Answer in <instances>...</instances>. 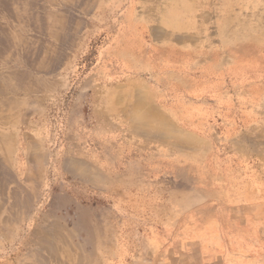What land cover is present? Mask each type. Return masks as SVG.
Segmentation results:
<instances>
[{
    "label": "rangeland",
    "instance_id": "obj_1",
    "mask_svg": "<svg viewBox=\"0 0 264 264\" xmlns=\"http://www.w3.org/2000/svg\"><path fill=\"white\" fill-rule=\"evenodd\" d=\"M0 140V264H264V0H0Z\"/></svg>",
    "mask_w": 264,
    "mask_h": 264
},
{
    "label": "crops",
    "instance_id": "obj_2",
    "mask_svg": "<svg viewBox=\"0 0 264 264\" xmlns=\"http://www.w3.org/2000/svg\"><path fill=\"white\" fill-rule=\"evenodd\" d=\"M166 224L172 225L169 219H167ZM169 230L172 234H169L167 229L163 228L151 231L147 236L144 235L141 238V242H143V252L142 248L140 249L142 254L141 256L143 258L153 257L160 259H173L178 256L184 257L187 255L192 258H197L190 254L186 245H183L180 241L175 240L177 237L174 234V230L171 228H169ZM137 256H139V254Z\"/></svg>",
    "mask_w": 264,
    "mask_h": 264
},
{
    "label": "bare ground",
    "instance_id": "obj_3",
    "mask_svg": "<svg viewBox=\"0 0 264 264\" xmlns=\"http://www.w3.org/2000/svg\"><path fill=\"white\" fill-rule=\"evenodd\" d=\"M140 114H141V113H140ZM140 114H139V115H140ZM139 115H138V116H139ZM149 135H153V136H154L155 134H153V133H152V134L149 133ZM1 142H2V141L0 140V144H1ZM1 145H2V144H1ZM0 149H2L4 152L8 153L7 149L2 148V146H0ZM28 154H29V153H28ZM6 156H7V155H6ZM28 158H29V157H28ZM81 171H82V170H81ZM83 172H84V170H83ZM84 173H85V172H84ZM16 193H17V192H16ZM12 212H13V210H12ZM14 213H15V212H14ZM0 215H1V214H0Z\"/></svg>",
    "mask_w": 264,
    "mask_h": 264
}]
</instances>
